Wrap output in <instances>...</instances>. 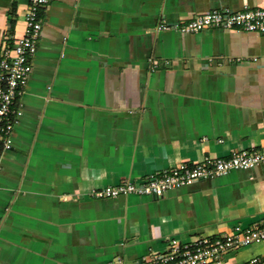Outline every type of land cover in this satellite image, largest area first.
<instances>
[{"label": "crops", "instance_id": "0c3cea01", "mask_svg": "<svg viewBox=\"0 0 264 264\" xmlns=\"http://www.w3.org/2000/svg\"><path fill=\"white\" fill-rule=\"evenodd\" d=\"M28 3L0 0V52L23 34ZM245 6L264 0L49 1L23 115L0 152V264H135L169 238L264 215V164L160 196L93 194L264 146V34L172 26ZM210 264H264V240Z\"/></svg>", "mask_w": 264, "mask_h": 264}, {"label": "built area", "instance_id": "2783aa9c", "mask_svg": "<svg viewBox=\"0 0 264 264\" xmlns=\"http://www.w3.org/2000/svg\"><path fill=\"white\" fill-rule=\"evenodd\" d=\"M50 0H29L25 12V29L0 52V152L11 147V134L23 115L20 97L32 71L31 57L37 50L42 28V9ZM173 28L183 32H197L205 27H228L236 30L257 31L264 34V7L245 6L238 11L212 9ZM171 27L161 19L158 29ZM264 164V146L235 150L229 156L207 155L199 161H180L167 169L158 170L141 178L124 177L115 185L96 189L98 197L138 193L154 196L195 181L226 175L233 169H249ZM264 240V215L243 226L234 225L217 235L201 236L189 242L169 238L161 251H153L135 264H210L221 262L231 251ZM259 258H254L256 261Z\"/></svg>", "mask_w": 264, "mask_h": 264}]
</instances>
